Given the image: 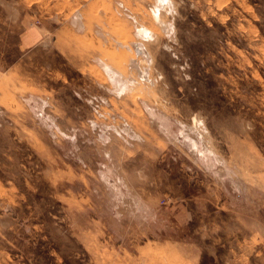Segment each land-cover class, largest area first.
Here are the masks:
<instances>
[{"label": "rangeland", "instance_id": "rangeland-1", "mask_svg": "<svg viewBox=\"0 0 264 264\" xmlns=\"http://www.w3.org/2000/svg\"><path fill=\"white\" fill-rule=\"evenodd\" d=\"M0 264H264V0H0Z\"/></svg>", "mask_w": 264, "mask_h": 264}, {"label": "crops", "instance_id": "crops-1", "mask_svg": "<svg viewBox=\"0 0 264 264\" xmlns=\"http://www.w3.org/2000/svg\"><path fill=\"white\" fill-rule=\"evenodd\" d=\"M45 31L54 34L57 31L59 32V26L53 28V26L50 28L49 21H46L42 26L39 24L31 25V27L27 28L25 31H23L22 34V42H24V45L26 48L30 49L34 46H37L39 42L42 41L45 35Z\"/></svg>", "mask_w": 264, "mask_h": 264}, {"label": "bare ground", "instance_id": "bare-ground-1", "mask_svg": "<svg viewBox=\"0 0 264 264\" xmlns=\"http://www.w3.org/2000/svg\"><path fill=\"white\" fill-rule=\"evenodd\" d=\"M161 1H164V0H161ZM165 1H166L167 3H169V0H165ZM146 31H147V30L144 29V32H143V34H142L143 38H144L145 35H149V34H150L148 31H147V32H146ZM141 52H144V53H145L146 50L143 49V50H141ZM115 82L119 84V88H121V89L123 88V87H121V84L117 81V79L115 80Z\"/></svg>", "mask_w": 264, "mask_h": 264}]
</instances>
